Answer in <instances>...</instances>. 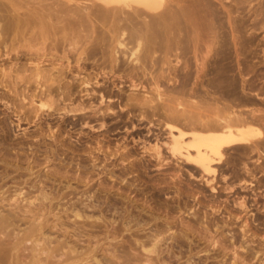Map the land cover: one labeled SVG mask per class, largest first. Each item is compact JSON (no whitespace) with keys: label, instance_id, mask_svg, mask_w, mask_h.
<instances>
[{"label":"bare ground","instance_id":"obj_1","mask_svg":"<svg viewBox=\"0 0 264 264\" xmlns=\"http://www.w3.org/2000/svg\"><path fill=\"white\" fill-rule=\"evenodd\" d=\"M188 1L168 0L163 8L165 0H0V85L7 88V94H10L8 91L12 93L11 105L16 100L20 105L26 104L27 100L35 114L45 106H55L67 112L82 111L84 124L92 118L102 119L108 111L111 112L115 101L120 108L128 107V113L147 119V135L139 136V141L145 148L154 150L158 161L165 149L169 158L171 156L177 162L181 160L199 170L210 171L217 156L230 147L244 144L255 133V124L262 118L257 111L251 110L255 108H250V111L240 109L255 103L247 95L245 78L225 76L216 68L209 70L213 76L207 80L205 90L202 89L204 100H201L202 93L199 96L200 91L195 90L198 88L194 87L195 91L189 92L185 91L186 85L182 82L176 83L173 77L177 72L176 66H180L179 57H183L181 53L186 49L183 45H196L202 29L195 1ZM170 56L175 59H170ZM163 64L167 67L164 68ZM172 73L173 77L170 76ZM110 76L117 81H112L111 86L97 80L101 77L104 81ZM161 77L167 78L165 84L160 81ZM126 82L128 88L124 90ZM176 94L186 96L193 107H183L182 97ZM92 99L97 103L94 104ZM203 103H208L209 108ZM263 139L258 142L264 143ZM260 143L251 142L255 145L253 150H264ZM9 161L0 158V264H177L173 260L177 254L174 256V251H169L171 247H165L167 250L161 247L169 226L156 225L153 235L132 233L126 234L127 237L121 241L105 243L109 238L116 240L124 231H130L129 221L123 216L118 217L121 219L118 225L107 232L103 230L105 233L100 237L102 233H96V230L102 223L96 220L101 219V213L99 217H95L98 212L87 214L86 209L77 206L81 201L60 206L59 201L65 197V192L59 189L46 192L39 185L46 179L40 176L36 179L39 184L37 181L31 184L37 193L29 191L27 196L20 198V191L11 192L7 189L9 187L4 189L3 182L12 169H30L24 165L20 167L19 161ZM33 163L38 165V158ZM18 175L25 176V172ZM23 200L26 201L24 204L21 203ZM56 208L59 210L54 212ZM95 209L92 208L93 212ZM123 210L125 212V207ZM151 215L148 216L153 219ZM80 218L84 219L82 223L76 220ZM90 218L94 219L88 222ZM147 219L143 217L145 222ZM186 234L189 237L191 232ZM82 236L86 237V242L81 243ZM181 237L172 236L174 245L179 243L184 247ZM186 246L188 248L189 244ZM187 251L191 252V247Z\"/></svg>","mask_w":264,"mask_h":264},{"label":"rangeland","instance_id":"obj_2","mask_svg":"<svg viewBox=\"0 0 264 264\" xmlns=\"http://www.w3.org/2000/svg\"><path fill=\"white\" fill-rule=\"evenodd\" d=\"M184 1L187 2V0ZM190 1L193 0L188 2L191 3ZM194 1L195 11L200 16L199 24L202 28L199 41L194 46L183 45L186 49L182 50L184 53H181L183 57H179L181 58L178 63L180 66L179 68L176 66L177 69H175L179 76L174 72L175 76L173 73L170 76H174L176 83L182 82L186 85L185 91L199 90L198 95L202 93L201 100L205 99L202 98V89L205 90L207 80L213 76L209 70L213 71L216 68L215 70L225 73V76L245 78L246 91L249 94L245 92L249 95L248 97L255 100V103H249L240 109L250 111V108H255L251 110L257 111L256 113L262 118L259 121L264 123V117H262L264 113L261 114L264 112V0ZM167 4L168 0H165L162 7L164 8ZM170 57L175 59L174 56ZM198 63L199 67H197ZM163 66L167 67L166 64ZM160 79L164 84L167 81V78ZM97 80L107 83L108 86L112 85V81H116L112 76L105 78L104 81L101 77ZM123 85L126 87L127 82ZM194 87L198 89L194 90ZM4 88L0 85V156H2L0 158L14 161L16 157L15 161H19L20 167L24 165V168L30 169V171L10 170L11 173L9 172L10 174L5 178L7 182H3L4 189L9 187L7 189L11 192L20 191L19 197L27 196L29 191L36 194L37 191L31 187V184L40 176L41 179L46 180L40 184L37 181V184L43 186L46 192L51 193L57 189L65 192V197L59 201L60 206L66 207L81 201V204L78 203L77 206L83 210L86 209L87 214L95 215L98 212L95 217L103 216L96 220L99 224L102 223L101 228L96 230V233L97 231L99 234L102 233L100 237L105 233L103 230L107 232L112 226L118 225L117 223L121 220L118 217L123 216L127 219L131 230L124 231L116 240L109 238L105 240V243L121 241L132 233L153 235L156 232V225L169 226L168 232L164 233L166 240L161 242V247L163 249L171 247L169 251H174L172 253L174 256L179 254L178 257L177 255L173 257L177 264L185 262L186 264L189 262H192L189 264H214V261H217L216 264H221L223 261H225L224 264L264 263V150L261 148L260 151L259 149L255 151L253 150L255 145L251 144L255 141L262 142L258 140L264 138V124L259 121L255 124L257 125L255 133L243 142L248 144L241 143L235 148L230 147L224 150L217 156L210 171H202L194 165L181 160L177 162L171 156L169 158V153L166 154L165 149L162 152L164 155H161L158 161L159 158H155L154 150L145 148L139 141V136L147 135L145 129L148 124L147 119H139L132 112L128 113V107L120 108L121 106L115 101L112 102L113 109L111 112L108 111L105 117L103 116L104 119H94V121L92 118L84 124L82 111L67 112L56 109L55 106H45L35 114V111L31 110L33 106L29 105L27 100L24 101L26 104L21 103L25 105L24 107L18 100L11 105L12 93L8 91L10 94H7V88ZM127 88L128 86L123 89L127 90ZM5 95L7 97H4ZM172 95L174 96V93ZM179 95L182 97L181 94ZM170 96L168 98H171ZM199 96L197 98H200ZM183 97V107L192 108L193 105L187 102L186 96ZM91 101L94 104L97 103L96 99ZM172 101L174 105L175 101ZM100 106L103 107V105ZM203 106L209 108L208 103H203ZM153 118L157 122L156 117ZM260 144L264 145V143ZM35 156L39 163L41 162L38 165L33 163V160L37 159ZM13 161L9 162L14 163ZM51 171L54 172L53 175ZM21 172H25V176L21 175L20 179V174L19 178L17 174ZM236 172L240 175L236 176ZM50 176L51 179H48ZM47 184L50 185L47 186ZM30 188L33 190L31 191ZM67 194L69 195L66 196ZM25 202L23 200L21 203ZM127 202L128 208L125 206ZM86 205L87 208H85ZM122 206L125 207V212ZM92 208L97 209L93 212ZM58 210L56 208L54 212ZM113 210L116 215L113 214ZM131 212H134L133 215L130 214ZM148 215L153 216L151 217L153 219H150ZM143 217L149 218L147 222L143 220ZM70 219L73 220V217L71 216ZM93 219L90 218L87 221ZM76 220L82 223L84 219ZM133 223L137 224L133 225ZM182 231L185 236L186 233L191 232V234L186 238L182 236ZM173 235L182 236L181 240L184 239L183 242H185L184 247H180L179 243L174 245ZM81 239V243L86 242L85 236ZM186 242L189 244L188 248L191 247V252L187 251Z\"/></svg>","mask_w":264,"mask_h":264}]
</instances>
